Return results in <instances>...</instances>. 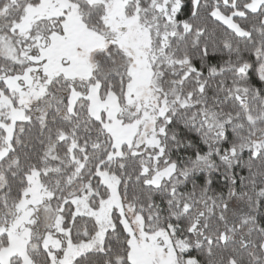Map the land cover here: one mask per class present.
<instances>
[{
    "label": "snow or ice",
    "instance_id": "6c2138e0",
    "mask_svg": "<svg viewBox=\"0 0 264 264\" xmlns=\"http://www.w3.org/2000/svg\"><path fill=\"white\" fill-rule=\"evenodd\" d=\"M0 264H264V0H0Z\"/></svg>",
    "mask_w": 264,
    "mask_h": 264
}]
</instances>
